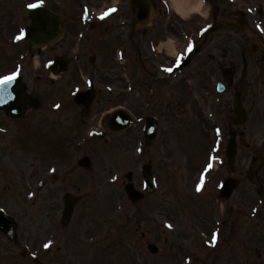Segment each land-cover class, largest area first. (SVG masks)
Here are the masks:
<instances>
[{
    "label": "rangeland",
    "instance_id": "rangeland-1",
    "mask_svg": "<svg viewBox=\"0 0 264 264\" xmlns=\"http://www.w3.org/2000/svg\"><path fill=\"white\" fill-rule=\"evenodd\" d=\"M69 1L76 3V6L73 7L77 11L81 0ZM121 1L127 2L128 0ZM212 2L221 4L224 3V0H212ZM82 3L88 7L91 6L96 12L106 5L114 4L111 0H82ZM89 10L91 20L98 21L96 12ZM65 11L69 13L70 19L76 16L75 11H69L68 7ZM78 13L80 14V8ZM118 17L120 16H116L108 22L110 31L106 30V27L101 28L98 25H93L86 36L88 40L80 42L77 48L75 35L83 27L90 28V25L88 22L87 25L83 24L81 27L77 22L74 27L72 22H76L70 21L68 35L59 46L60 50H69L71 53L77 52L76 49H78V54L81 56V60L72 65L69 74L72 81H76L73 70L76 66H85L89 71L88 66L98 69L99 66L106 65L108 61H115L113 44L110 52L108 53L106 50L103 54L98 49V45L103 42L97 41L99 36L96 34L100 31H102L100 34L106 33L108 37L117 32L124 34L125 31L118 28L116 20ZM189 23L182 22L185 31L184 40H182L185 44L191 36L188 29ZM114 28L119 30L115 31ZM157 28L162 30L160 35H157L159 38L166 35V24L158 23ZM150 34L153 35L156 32ZM157 36L153 35L152 37L156 38ZM112 38L110 39L112 40ZM233 38L230 43L228 42V45L232 50L235 48L236 55L240 45L235 44L233 47L232 44L237 41L236 37L233 36ZM182 40L180 38L179 42ZM213 41H217L216 36ZM86 45L87 47L84 48ZM67 46L68 49H66ZM90 56L96 58L93 65H89ZM209 66L213 65L209 64ZM192 67H194V62L188 69ZM248 70L252 71L253 69L248 68ZM33 75L34 73L26 72L24 81L32 91L42 96V106L30 112L23 122L9 121L0 114V205L9 207L14 214L19 216L22 239L36 244L33 247H39L40 255L45 258L46 264H239L240 261L241 264H264V204L260 205L256 202L258 196L254 189H247L246 192L236 191L232 199L220 202L224 212L223 216L215 208L213 217H211L210 205L217 206L214 203L218 202V195L213 189L207 190L204 197L196 200L187 208L188 213L193 210L195 215H187L184 219L177 214L179 202L176 201L177 197L174 195L170 196L171 205H167V213L159 206L161 198L159 192L158 195L149 197L150 202L146 201L151 206L143 203L139 209L130 207L123 182H125V174L136 168L133 167L134 164L139 163V161L136 163L137 160L132 157V147L136 139L131 130L112 136L108 142L110 144L108 149L102 146L103 142L98 141L94 142L95 144L93 142L86 143L83 147V143L77 145L78 141H84L87 137L89 125L98 126L99 115L108 110L113 102L108 101L109 97L104 101L100 99L95 105L91 119L85 124L86 127L79 126L75 118L77 110L73 108L71 111L65 108L67 94L73 89H69V87L74 86L75 82L69 84L68 81L61 80L60 82L58 80L57 84L47 83L44 85L35 82ZM46 76L49 75L46 74ZM28 77H31L32 81ZM253 88H247L249 102L254 98L255 89ZM51 105L53 106L51 107ZM124 105L128 107L127 104ZM255 118L257 120V117ZM255 120H250L246 128H253ZM189 132L191 131L185 129L186 136L177 137L178 133L171 131V128L168 129L166 134L167 155L173 162H167V166L160 161L156 164L160 180L166 183L177 182L183 193L194 191V186H189L184 181L194 180L193 176L190 178V175L195 170L197 171V166L200 164L197 161L193 169V161L196 159L199 149L197 145L202 143V149L208 145L207 142H200L198 137H193V134ZM254 140L255 137L250 135L247 142L251 144ZM158 142L159 139L155 143L153 142V145L158 148L160 153L163 146L158 147ZM203 153L205 154V152ZM245 153L248 157V167L251 164L253 153L249 149ZM83 154H88L92 160L93 166L90 171H84L77 167V162ZM220 155L223 154L220 152ZM63 156L69 160V167L74 169L66 178L63 175L65 169L60 163L66 159ZM180 156L181 160H179ZM205 160L206 157L203 158V161ZM112 162H115L113 168ZM119 162L123 164H119ZM56 166H60L61 171H64L62 174H58V180L53 184L50 182L49 171H52L53 167L56 169ZM111 170L114 173L111 174L112 176L110 175ZM120 171L124 173L121 174ZM112 177L113 179H111ZM112 180H114L113 183ZM248 186L252 188L254 184L249 183L247 188ZM78 188L80 189L79 193H77ZM66 192L80 194L84 196V200L76 207L72 223L62 229L60 225L63 210L62 198ZM257 210L261 211V215L254 216ZM238 213H243L242 224L233 221L236 217L235 214ZM200 214L206 215L200 216ZM213 219L219 223L226 222V229L219 224L212 226L220 227L221 234L224 232L229 237H221L219 243H223L224 246L219 247L212 242L211 238H208V235L204 241L206 240L214 249L212 250L216 252L213 253L214 256H207L208 247L200 250L196 246L195 254L194 244L199 243V240H196L197 233L200 229L206 231L209 222ZM164 222H166L165 227L163 226ZM244 222L247 223L246 230L242 227ZM132 232L135 235H132ZM143 233H145L144 239H142ZM49 234L52 237L51 242L40 246L39 244L47 239ZM227 242H229L228 248L225 247ZM149 243L158 246L157 255L149 253L147 250ZM202 244L200 243L201 246ZM47 247L53 248L52 254H47ZM0 264L26 263L15 259L5 260Z\"/></svg>",
    "mask_w": 264,
    "mask_h": 264
},
{
    "label": "flooded vegetation",
    "instance_id": "flooded-vegetation-1",
    "mask_svg": "<svg viewBox=\"0 0 264 264\" xmlns=\"http://www.w3.org/2000/svg\"><path fill=\"white\" fill-rule=\"evenodd\" d=\"M248 8L253 6V0H247ZM257 8L263 7L264 0H259L256 2ZM244 19L249 21L248 26L251 25L250 14H244ZM256 19L261 27L264 29V18H259L258 12L255 11ZM121 21L127 23V30L124 34L118 33L113 36V53L118 51L123 52L124 60L127 61L126 70L128 71V79L130 83L129 91L122 86L121 82V72L118 67H114V72L110 68L105 66H100L98 70L91 73L90 78L97 84L100 88L99 95L104 101L109 97L108 101L113 102L112 105L116 104H127L129 106V113L133 117L132 133L135 138L143 137L142 149L144 156L148 163L155 165L160 161L162 164L170 159L167 155V141L166 134L168 129L178 133L177 136H183L185 129L197 133L198 136L205 138L208 143L211 142L212 137H217L218 133L224 136H229V134H234L237 141L244 145L243 149L239 148L236 162L238 166L235 167V177L237 179L238 188L237 191L256 188V193L260 200H264V75L262 74L264 70V48L261 46L260 41L256 40V43L251 44L246 38V47L248 49V56L246 57V52L241 51V63L243 68L241 70L238 66L235 70L234 62L229 59L227 65H223L225 59L222 61L216 60L215 57H207L216 63L215 66L203 65L194 66L191 69L187 67L186 71L177 69L172 70V62L170 59L165 58V60L159 65L153 62L151 54L149 57L150 50L147 45H144L145 54L142 56V49L135 43V38L138 43H141L140 39L142 36H147V31L143 30L141 36L133 35L131 36L133 30V24L136 22V15L132 11V16L122 14ZM231 20L235 19L229 18ZM163 19H160L162 22ZM126 26V25H125ZM168 28L171 34H173L176 39L180 36V24L177 21H170L168 23ZM251 30V29H250ZM255 37L259 34L252 31ZM260 37V36H259ZM134 42L132 45L130 43ZM136 48L138 54V62L136 64L134 60V49ZM253 48V52L252 51ZM68 49V47H66ZM32 59L39 60L41 57L40 49L30 48ZM51 52L54 54L57 52V47H51ZM67 51V50H64ZM6 56H10L8 59L11 60L14 65L13 59H18L21 50L15 48L11 55L7 51H3ZM30 54V56H31ZM49 54L51 56H56V54ZM128 57V58H127ZM47 56L41 57L42 62H45ZM253 59V60H252ZM252 60L253 63L250 64L253 71H258L255 75V92L254 98L250 102L247 97V77H248V61ZM40 61V60H39ZM38 61V62H39ZM152 63V66L149 63ZM182 62V59L180 60ZM236 62H238L236 60ZM17 66L21 65L16 61ZM26 65V63H25ZM227 67L232 68V72H228ZM229 68V69H230ZM74 70V76L76 81H72L70 74L71 71L67 72L64 77L60 80L78 83L79 74H83L86 70L84 67L79 66ZM222 82L225 86V91L221 97H217V85ZM231 84V86H230ZM107 87L111 88L110 92L107 91ZM195 89V90H194ZM240 93L242 102L245 105L249 117L251 120H255V126L253 128H246V126H233V110L234 101L238 93ZM85 124L84 121H82ZM257 122V123H256ZM156 128V138L159 139L158 147L161 145V151L159 153L158 148L155 147L152 142H147L145 138V132L147 127ZM93 127V125H89ZM100 127L105 130L104 117L101 118ZM150 129L149 133H151ZM255 137L252 144H245L244 139L248 136ZM155 138V139H156ZM249 149L253 155L251 158L252 165H255V169L247 167V152ZM145 150V151H144ZM181 158V156H180ZM179 158V160H180ZM172 160V159H170ZM154 168V167H153ZM219 174H221V181L229 177L230 170L227 164H223L219 169ZM194 179V183L196 182ZM254 184L252 188H247V184ZM165 201V198L163 199ZM245 214V212H244ZM259 214V211H258ZM230 216H232L230 214ZM236 217L233 221L242 224L243 213L235 214ZM226 222H223L225 225ZM5 239V237L0 233V239ZM8 242L3 244L0 241V263L3 262L5 258L2 256L8 252L7 246L18 245V241ZM31 253H37V249L29 246L22 253V257L26 260L32 257Z\"/></svg>",
    "mask_w": 264,
    "mask_h": 264
},
{
    "label": "water",
    "instance_id": "water-1",
    "mask_svg": "<svg viewBox=\"0 0 264 264\" xmlns=\"http://www.w3.org/2000/svg\"><path fill=\"white\" fill-rule=\"evenodd\" d=\"M132 2H133V5L136 7V9L139 11V13H140L139 16L141 17L142 16L141 13H142V9H143L140 6L141 4L138 1H136V0L135 1L133 0ZM63 68H65V65H63ZM0 108L7 110L9 113L13 114L14 116H17L19 113L24 111L25 107H24L23 104L19 103L17 98H15V99L7 100L3 104H0ZM232 146H233V150H234V144ZM127 191H128V194L131 196V198L135 197V195L133 194V192L131 191L130 188H127ZM230 191H231V187H228V190H227L226 194H228ZM69 201L70 202H67V209H66V212H65V219L63 221V225H66L69 222L71 214H72V211H73V206L78 200L71 198V199H69ZM0 228H4V225L1 222H0ZM3 230L9 236H11V233H12V232H10L11 229H8V227H5ZM149 249L153 253L157 252V249L154 246H150Z\"/></svg>",
    "mask_w": 264,
    "mask_h": 264
},
{
    "label": "bare ground",
    "instance_id": "bare-ground-1",
    "mask_svg": "<svg viewBox=\"0 0 264 264\" xmlns=\"http://www.w3.org/2000/svg\"><path fill=\"white\" fill-rule=\"evenodd\" d=\"M176 7L177 11L183 17H186L192 13H204L203 3H199L198 0H180V4H177Z\"/></svg>",
    "mask_w": 264,
    "mask_h": 264
},
{
    "label": "snow or ice",
    "instance_id": "snow-or-ice-1",
    "mask_svg": "<svg viewBox=\"0 0 264 264\" xmlns=\"http://www.w3.org/2000/svg\"><path fill=\"white\" fill-rule=\"evenodd\" d=\"M40 3H43V0H40ZM39 5L37 4H30L28 5L29 8H36ZM15 80V76H8L0 78V103L6 102L8 98H13L10 90V85Z\"/></svg>",
    "mask_w": 264,
    "mask_h": 264
}]
</instances>
